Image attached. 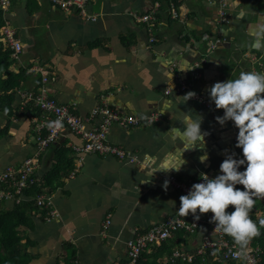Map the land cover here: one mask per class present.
I'll return each instance as SVG.
<instances>
[{"label": "crops", "instance_id": "obj_1", "mask_svg": "<svg viewBox=\"0 0 264 264\" xmlns=\"http://www.w3.org/2000/svg\"><path fill=\"white\" fill-rule=\"evenodd\" d=\"M10 3L3 17L21 51L16 59L11 52L8 70L21 78L16 79L11 112L0 110V173L34 159L41 192L33 195L31 187L20 197L0 200V210L21 208L25 217L18 231L32 256L29 264H68L71 253L73 264H113L124 260L125 243L136 234L167 218L194 219L177 214L183 194L171 180L195 182L201 174L213 178L225 150L239 157L237 129L231 121L223 126L216 122L223 111L215 109L207 89L242 71L264 73V0H228L223 22L216 4L208 0H180L178 21L169 18L166 6L159 18V0H88L85 13L92 21L52 7L48 0ZM155 3H160L155 42L149 44L145 26L133 16L150 11ZM257 41L261 47L253 48ZM40 86L85 119V130L99 124L103 110L135 118V126L107 127L106 142L121 149L123 158L75 153L82 141L66 128L54 143L38 150V124L48 121L26 95H37ZM180 86L188 91L177 93ZM188 92L199 94L203 102L188 99ZM151 113L160 120L148 123ZM185 116L201 120V130L208 133L202 150L186 149ZM202 153L208 157L204 163L198 159ZM56 165L59 183L41 188ZM38 197L50 205L38 208ZM207 215L200 216L194 235L177 233L169 240L176 242L172 251L191 255L202 237H211L204 223ZM250 216L257 220L263 214L253 211Z\"/></svg>", "mask_w": 264, "mask_h": 264}, {"label": "clouds", "instance_id": "obj_2", "mask_svg": "<svg viewBox=\"0 0 264 264\" xmlns=\"http://www.w3.org/2000/svg\"><path fill=\"white\" fill-rule=\"evenodd\" d=\"M251 46L261 47L258 41ZM207 93L215 109L223 111L222 116L215 117L216 122L223 126L231 121L237 129L234 147L241 154L237 157L225 150L219 174L213 178L201 174V182L192 184L187 194L179 197L176 212L182 217L191 214L195 220L210 212L213 231L229 236L236 247L233 254L243 258L250 241L264 228V218L255 221L250 217L256 200L264 198V73L242 71L236 78L215 82ZM194 95L188 92L185 97ZM184 124L182 138L186 149H201L208 135L201 130V120L195 122L185 116ZM48 127L58 129L62 123L57 119L48 122ZM207 158L206 153L198 157L200 163ZM179 166L173 169L178 170ZM163 186L166 190L167 180ZM229 206L233 208L230 212L226 211Z\"/></svg>", "mask_w": 264, "mask_h": 264}, {"label": "built area", "instance_id": "obj_3", "mask_svg": "<svg viewBox=\"0 0 264 264\" xmlns=\"http://www.w3.org/2000/svg\"><path fill=\"white\" fill-rule=\"evenodd\" d=\"M167 4V13L169 18L174 21L179 20L178 3L180 0H164ZM11 0H0V10L5 14L10 7ZM52 7H56L65 13L76 12L79 16L88 20L94 18L86 15V9L88 7V0H48ZM157 3L155 6L157 7ZM157 13L152 11L142 16L134 15L133 18L136 22L145 23L146 32L149 34L148 43L155 42L154 29L157 22ZM0 41L3 43L5 49H9L12 52V57L17 58L21 51V45L16 39L15 32L9 25V22L5 19L3 26L0 28ZM38 72L42 76V82H46L45 73L41 70ZM188 91L185 86H180L177 89V93L183 94ZM168 94V91L166 92ZM28 99L34 102L43 116L46 115L48 122L59 119L62 123V127L55 129L49 128L48 123L46 125L39 122L37 127V149L42 150L48 145L54 143L62 128L68 129L74 135H80L82 146L80 148H74V152L77 154H83L87 152H96L97 154L107 153L114 155L120 159L123 158V152L121 149L111 146L106 142L107 127L109 123H115L123 128L136 125L138 121L133 117L121 118L115 112L111 110H103L100 114L99 124L92 126L89 129H84L86 120H82L70 109L65 106H58L56 101L47 96V90L44 86H40L37 95L27 94ZM193 99V97H191ZM50 114V115H49ZM93 119V118H92ZM160 115L157 113H151L148 118V123H156ZM44 130L45 134L41 135L40 131ZM241 154V153H240ZM240 156V155H239ZM36 161L34 159H28L24 161L19 167L6 168L0 173V199H14L20 197L23 192L37 184V178L34 177V171L36 169ZM201 182L200 178L195 182L181 183L171 180V186L186 195L191 185ZM241 185H237L239 187ZM3 188V190H1ZM5 191V192H4ZM35 205L38 208L48 207L50 201L44 197H38L35 201ZM211 213L206 216L204 223L210 227V235L201 238L199 244L195 247L193 254L188 255L177 250L172 251L170 259L164 260L173 263L175 260H180L185 263H192L197 258L201 257V260H210L211 262L220 264H264V251L259 247H252L248 244L246 257H237L233 253L236 251V247L233 240L222 233L213 231L214 224L210 223ZM109 217H107L105 224H109ZM201 220L192 219L191 221H184L180 219L167 218L160 222L158 225H154L147 229L144 233L136 234L133 239L125 243L126 256L122 261H114L113 264H137L140 255L149 247H159L162 243L173 238L177 233H183L188 236L194 235L198 230ZM203 261V262H205Z\"/></svg>", "mask_w": 264, "mask_h": 264}, {"label": "trees", "instance_id": "obj_4", "mask_svg": "<svg viewBox=\"0 0 264 264\" xmlns=\"http://www.w3.org/2000/svg\"><path fill=\"white\" fill-rule=\"evenodd\" d=\"M161 7L159 9V18L164 10L165 4L162 0H159ZM0 10V28L3 26L5 18ZM158 19V17H157ZM11 51L5 49L3 43L0 41V110H6L11 112V105L14 103V90L17 86V80L21 73L17 76L12 74L8 69L12 64L10 59ZM21 78V77H20ZM38 109V108H37ZM27 110V109H26ZM38 111H40L38 109ZM6 132V127L3 130V134ZM2 134V133H1ZM58 165H56L50 172L44 177L43 184H40L41 188L52 187L59 183ZM243 170V169H242ZM241 170V171H242ZM62 176H67V172ZM57 179V181H55ZM35 184L32 187L33 195H37L41 192V189L36 187ZM242 188V187H238ZM3 190V188H1ZM5 192V191H4ZM5 200V199H0ZM20 207L14 210H0V264H29L32 260V256L27 252V243L22 244L21 235L18 231L19 225L24 222V215L20 210ZM232 206H229L226 211H232ZM260 211L264 218V201L261 203L259 199L256 200L251 212ZM253 220L254 217L250 216ZM260 219V218H259ZM259 219L255 220L258 221ZM183 234V233H178ZM183 236H188L183 234ZM180 241V239H179ZM179 241L177 243L179 244ZM176 243V242H174ZM173 241H166L162 243L159 247H149L147 248L139 257L137 264H165L164 260L170 259L172 255V250L174 249ZM250 246L259 247L264 251V228L260 229V235L254 237L250 243ZM71 261L68 264H73L74 254L71 253ZM201 260V257L197 258L196 261L192 263L181 262L180 260H175L173 263L167 262V264H217L211 262L210 260ZM220 264V263H218Z\"/></svg>", "mask_w": 264, "mask_h": 264}, {"label": "bare ground", "instance_id": "obj_5", "mask_svg": "<svg viewBox=\"0 0 264 264\" xmlns=\"http://www.w3.org/2000/svg\"><path fill=\"white\" fill-rule=\"evenodd\" d=\"M209 2H213L217 6V14L220 22H223L225 17L227 16V8H228V0H208ZM162 2L165 4L167 9V4L164 0ZM160 5V3H159ZM193 99L198 102H203V98L200 97L199 94H195ZM241 153V152H240ZM240 155V154H239Z\"/></svg>", "mask_w": 264, "mask_h": 264}, {"label": "rangeland", "instance_id": "obj_6", "mask_svg": "<svg viewBox=\"0 0 264 264\" xmlns=\"http://www.w3.org/2000/svg\"><path fill=\"white\" fill-rule=\"evenodd\" d=\"M158 8H159V5H157V7L155 6V5H153V7H152V9L150 10V11H148V12H146V13H150V12H152V11H155L156 13H158ZM146 13H144V14H146ZM144 14H141V15H137V16H142V15H144ZM142 23V22H141ZM144 26H146L145 25V23H142ZM56 104L58 105V106H62V105H60L58 102H56ZM50 115V114H49ZM85 129V128H84ZM77 136V135H76ZM78 137L81 139V136L80 135H78ZM86 154H97L96 152H87V153H83L82 155H86ZM261 215V214H260ZM259 215V216H260ZM259 216H256V217H259ZM109 225V224H108ZM108 225H106L105 223H104V228H106Z\"/></svg>", "mask_w": 264, "mask_h": 264}]
</instances>
